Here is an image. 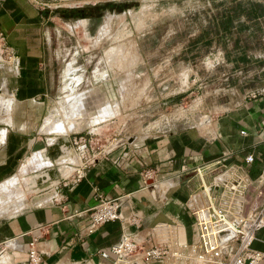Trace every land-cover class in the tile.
<instances>
[{
	"label": "crops",
	"instance_id": "1",
	"mask_svg": "<svg viewBox=\"0 0 264 264\" xmlns=\"http://www.w3.org/2000/svg\"><path fill=\"white\" fill-rule=\"evenodd\" d=\"M259 11L246 21L262 24L263 4ZM48 18L34 0H0V27L17 59L16 65L1 68L7 73L0 83V184L28 165L29 158L40 155L42 150L31 149L34 140L42 138L50 145L47 138L35 136L37 127L46 132L38 120L49 105L52 89L54 56ZM249 47L238 52L227 49V60L257 57ZM228 71L231 74L233 68ZM259 71L256 79L244 76V82L238 78L219 91L226 97L213 105L212 116L205 115L195 126L185 124L130 137L98 155L78 177L74 167L67 166L72 171L63 175L58 166V177L52 178L45 196L30 202L27 195L20 208L15 203L14 208L7 207L10 214L0 217V264H26L27 241L34 233L40 234L42 264H112L114 255L101 256L100 250H108L125 235L144 246H167L169 251L174 242H194L198 228L192 206L204 203L202 185L226 167L245 176V209L255 208L264 198V66ZM90 95L88 91L86 96ZM248 154L251 160L246 159ZM41 168L24 175L33 176ZM146 170L151 176L145 175ZM32 181L29 193L41 188L36 178ZM98 194L120 197V217L88 232L89 210ZM252 245L264 250V226ZM167 259L172 261L168 264L187 263L186 258L168 253L163 260L145 264H166Z\"/></svg>",
	"mask_w": 264,
	"mask_h": 264
},
{
	"label": "rangeland",
	"instance_id": "2",
	"mask_svg": "<svg viewBox=\"0 0 264 264\" xmlns=\"http://www.w3.org/2000/svg\"><path fill=\"white\" fill-rule=\"evenodd\" d=\"M34 2L49 17L47 33L54 56L51 98L38 120L39 128L48 132L37 127L35 133L49 140V157L40 151L12 179L0 184V217L10 214L7 207L14 208L15 203L20 208L27 195L32 202L47 194L49 187H42L45 175L37 177L41 188L29 193L34 185L31 174L24 175L28 170L52 162L55 165L48 169L52 178L58 177V166L68 175L72 170L67 166L75 168L72 153L84 160L86 155L100 154L114 137L126 142L150 131L195 126L205 115L212 116L209 112L226 97L220 92L228 84L237 83L238 78L244 82V76L256 79L264 66V19L262 24L246 21L248 15L254 16L250 11L254 5H264V0ZM79 7L93 17L61 14ZM77 18L86 19L73 21ZM248 46L257 57L227 60V49L238 52ZM6 64L0 60V83ZM229 68H233L231 74ZM105 111V119H100ZM74 135L85 136L82 152L72 144ZM60 144L68 145L69 152L53 159Z\"/></svg>",
	"mask_w": 264,
	"mask_h": 264
},
{
	"label": "built area",
	"instance_id": "3",
	"mask_svg": "<svg viewBox=\"0 0 264 264\" xmlns=\"http://www.w3.org/2000/svg\"><path fill=\"white\" fill-rule=\"evenodd\" d=\"M0 53L5 60L12 59L13 65L17 64L1 27ZM71 141L77 145L79 152L87 144L83 135H74ZM124 142L123 138L114 137L107 147L100 150V154L86 155L84 160L81 157L80 170H76L75 175L80 176L84 168L98 155ZM246 159L251 160L252 155L248 154ZM145 175L149 177L151 172L146 170ZM202 187L206 200L201 205L192 206L198 228V238L194 242H174L175 246L169 251L167 246H144L137 239L125 235L108 250H100V255L106 257L112 253V264H145L151 259L163 260L168 253L186 258V264H264V250L252 245L257 231L264 226V198L255 208L246 210L247 180L245 176L228 167L219 170L212 182L203 184ZM120 201L119 196L109 198L98 194L96 203L89 210L90 221L86 230L91 232L99 224L119 218ZM39 236V233H34L27 241L26 264H42Z\"/></svg>",
	"mask_w": 264,
	"mask_h": 264
},
{
	"label": "bare ground",
	"instance_id": "4",
	"mask_svg": "<svg viewBox=\"0 0 264 264\" xmlns=\"http://www.w3.org/2000/svg\"><path fill=\"white\" fill-rule=\"evenodd\" d=\"M79 23V22H78ZM104 30V29H103ZM101 38V37H100ZM112 50V49H111ZM112 54V53H111ZM133 59V58H132ZM0 60L1 61H6V62H8V63H11V64H13L12 62H13V60L12 59H4V57H3V55H1V53H0ZM83 105V104H82ZM85 106V105H84ZM104 119V118H103ZM50 121H51V119H49ZM46 121H48V120H46ZM52 122H53V120H52ZM61 122V121H60ZM51 123V122H50ZM59 123V122H58ZM50 127V126H49ZM55 127H56V125H55ZM63 127V126H62ZM62 127H60V128H58V126H57V128L60 130ZM57 128H55L54 130L55 131H57ZM64 128V127H63ZM62 131H65L64 129L62 130L61 129V132ZM46 132H48V131H46ZM49 132H51V131H49ZM53 132V131H52ZM57 132H59V131H57ZM47 141H49V140H47ZM48 143L46 142V145L45 146H41V147H39V148H37V149H34L33 151H38V150H44L45 151V153H46V155L49 157V155H48V153H47V149H48ZM60 149H61V153H59L56 157H54L53 159H55V158H58V157H60L61 155H65V154H67L68 152H69V149H70V147H68V145L66 146L65 144H63V145H61L60 146ZM32 153V152H31ZM41 153V152H40ZM39 154V153H38ZM41 158V157H40ZM39 158V159H40ZM70 160H71V164L73 165V166H75V170H80V166H79V164H81L82 162H81V159H80V155L79 154H76V153H72L71 154V157H70ZM24 168V167H23ZM49 167H42L41 169H39L32 177L33 178H36L37 179V177L38 176H42V175H46L47 177L48 176H50V174H49ZM64 170V169H63ZM69 171H71V170H69ZM66 174V173H65ZM69 174V173H68ZM51 180H52V177L50 176V178H49V181H48V183L47 184H42V187H44V186H48V185H50V183H51ZM36 184V186H38L37 185V182L35 183ZM39 187H41V186H39ZM22 200V199H21ZM4 212V211H3ZM3 212H2V214H3ZM171 261V260H170ZM169 263V261L167 260V263L166 264H168Z\"/></svg>",
	"mask_w": 264,
	"mask_h": 264
},
{
	"label": "flooded vegetation",
	"instance_id": "5",
	"mask_svg": "<svg viewBox=\"0 0 264 264\" xmlns=\"http://www.w3.org/2000/svg\"><path fill=\"white\" fill-rule=\"evenodd\" d=\"M84 8L85 7H79L77 9H75L77 11H75L74 9H68L67 13L66 12H61V14L66 15V16H74L75 14H83L82 16H85V17H88V18L93 17L90 13H86ZM80 19L83 20V19H86V18H77V19H73V21H77V20H80Z\"/></svg>",
	"mask_w": 264,
	"mask_h": 264
},
{
	"label": "water",
	"instance_id": "6",
	"mask_svg": "<svg viewBox=\"0 0 264 264\" xmlns=\"http://www.w3.org/2000/svg\"><path fill=\"white\" fill-rule=\"evenodd\" d=\"M46 145V140L45 139H42V138H40V139H36V140H34L33 141V143H32V146H31V149L32 150H34V149H37V148H39V147H41V146H45ZM66 145V144H65ZM61 146V145H60ZM60 146H59V150L58 151H55V154L56 155H58L59 153H61L62 151H61V149H60ZM67 146V145H66ZM46 176V175H45ZM49 178H50V176H46V178H45V180H44V184H47L48 183V181H49Z\"/></svg>",
	"mask_w": 264,
	"mask_h": 264
},
{
	"label": "trees",
	"instance_id": "7",
	"mask_svg": "<svg viewBox=\"0 0 264 264\" xmlns=\"http://www.w3.org/2000/svg\"><path fill=\"white\" fill-rule=\"evenodd\" d=\"M259 8H260V4H257L256 6L254 5V9L253 10L251 9L250 11H254L253 14L255 15L256 13H258Z\"/></svg>",
	"mask_w": 264,
	"mask_h": 264
}]
</instances>
